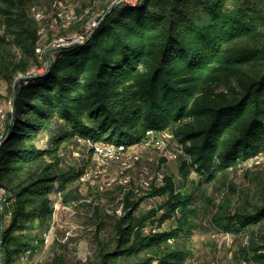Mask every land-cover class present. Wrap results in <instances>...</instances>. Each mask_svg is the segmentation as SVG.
Listing matches in <instances>:
<instances>
[{"label":"trees","instance_id":"obj_1","mask_svg":"<svg viewBox=\"0 0 264 264\" xmlns=\"http://www.w3.org/2000/svg\"><path fill=\"white\" fill-rule=\"evenodd\" d=\"M43 3L0 0V85L11 87L14 107L0 143L10 215L4 264H34L49 245L69 247L47 236L59 210L72 213L58 202L95 207L94 254L83 260L55 249L40 264H187L202 212L218 228L247 235L241 257L264 264V160L250 165L264 159V0L106 4L83 42L38 52ZM44 65V73L26 75ZM150 130L181 144L179 182L168 174L162 185H141V197L124 184L106 189L123 213L86 198V166L68 156L80 145L89 151L88 140L141 144ZM146 196L155 206L143 210Z\"/></svg>","mask_w":264,"mask_h":264},{"label":"rangeland","instance_id":"obj_2","mask_svg":"<svg viewBox=\"0 0 264 264\" xmlns=\"http://www.w3.org/2000/svg\"><path fill=\"white\" fill-rule=\"evenodd\" d=\"M121 0H43L41 8L36 12V20L40 25V33L43 38L44 47L38 48V52L47 51L48 48L57 45H67L72 42H83L85 39L74 40L80 34H90L94 27L99 23L100 19L104 15L106 4H120ZM139 0H127L129 3H136ZM77 34V35H76ZM73 40V41H71ZM43 58V55L42 57ZM37 66H33L28 74L31 76L38 70ZM40 73L46 71V65L42 66ZM23 73L17 75V79L26 76ZM11 87L6 82L0 85V104L4 110H9L11 97ZM10 111V110H9ZM7 118L9 116L7 114ZM163 131L162 133H166ZM168 135L163 139L164 143L162 147L164 149L157 148L153 142L146 141L144 146H137V150L142 155V159L139 164H133L130 169H122L118 163L110 162L106 165L105 170L98 174L94 179L90 181H83V193L89 200L94 199L95 203L100 204L104 210L112 212L116 207V211L123 213L122 203L118 205L114 198V193H105L106 189H111L115 184H124L126 188H132L138 190L139 196H145L146 190L141 187L144 186L142 181V175L157 174L158 177L163 178L162 182L157 180V185H162L166 182V177L171 174L175 182H179L181 164V158L183 157V149L178 140L175 139L172 133L167 132ZM142 145V144H141ZM166 145V146H165ZM90 147L89 151L85 150L83 145L77 147L73 156H68L70 162L79 166H86V173L91 177H94V171L96 169L97 160L95 150ZM181 151V152H180ZM177 153V157H169V153ZM166 153V155H165ZM143 166L148 168V174L143 170ZM142 168V169H141ZM144 172V173H143ZM86 175V177H87ZM125 177L128 178V182H121ZM122 178V179H121ZM130 178V179H129ZM190 178H194L196 181L200 179L197 172L193 171ZM238 178V179H237ZM241 177H236L238 181ZM101 182H105L104 188L101 189ZM128 183V184H126ZM153 183V182H152ZM180 184V183H178ZM177 184V185H178ZM152 185V184H151ZM151 185L149 187H151ZM240 185V184H239ZM146 187V188H149ZM203 186H200L197 193H200ZM211 193L217 197L221 194L216 188H209ZM227 190H225L226 192ZM123 192V190H122ZM229 192V191H228ZM226 192V193H228ZM123 193L119 197H121ZM158 202L164 199L163 196H157ZM233 198H236L235 196ZM154 199L148 196L144 197L140 207L143 210L149 209L155 206ZM58 207L61 208V202L58 203ZM71 210L76 211L72 206ZM94 206L81 204L78 207L76 213L67 212L57 214L58 220L56 223L55 232L52 237L55 238L56 234L62 239L65 238L66 232L70 231L69 239H63L62 242L68 243V248L61 246L59 243H55L56 247L51 245L40 250L35 257L34 264H40V261L52 256L55 249L66 252L69 257L80 258L86 260L88 257L94 254V248L96 246V239L92 230L91 216H93ZM198 226L194 230L193 239L191 242L192 256L188 259L187 264H247L241 257L240 249L243 244L247 242V235L242 236L233 232H226L225 230L218 228L214 222L210 221L207 215L202 212L197 219ZM172 223L168 220L164 223V226H168ZM50 233L48 238L50 239ZM64 235V236H63ZM54 240V239H53ZM24 264H27L23 262Z\"/></svg>","mask_w":264,"mask_h":264},{"label":"bare ground","instance_id":"obj_3","mask_svg":"<svg viewBox=\"0 0 264 264\" xmlns=\"http://www.w3.org/2000/svg\"><path fill=\"white\" fill-rule=\"evenodd\" d=\"M122 2H127V0H121L120 3H122ZM74 40H78V37H76V39H74ZM71 41H73V40H71ZM38 73H40V71H38ZM9 105H10L9 106V108H10L9 110L10 111L9 110H4L1 107V104H0V143H1V141H2V139L4 137V135H5V133L7 131V127H8L7 114L9 115V113L10 112H13V110H14V107H13V99L12 98H10V104ZM8 111H9V113H8ZM151 131H153V130H151ZM154 132L155 131H153V133ZM162 132H159V133H162ZM149 134H150V131H149ZM163 139L164 138H157V145L162 146L163 143H164ZM100 143H102V142H97V141L96 142H93L92 140H88L89 146L92 147L95 150V153H97L98 146H99ZM106 144L107 145H112V146H118V148H128V147H131V154H140V152L137 150V146L138 145H141L142 143L141 144H134V145L115 144V143H106ZM118 148H111L110 149V156H116L118 158V160H125V165H130V167H131L136 162H140L141 161L142 155H130V153L127 152L126 149H118ZM98 158L101 159V162H108V152H106V151H98ZM262 160H264V159H263V156H261V155L258 156V157H255V158H253L250 161V165L251 164H254V163H259ZM121 168L125 170L126 169V166H121ZM147 169L148 168L143 167V170H141V171H144V172H146L145 174H148V170ZM86 175H87L86 172L82 175V181L85 180ZM119 181H121V182H128V178L125 177L123 180H119ZM128 183H126V184H128ZM143 183H144L145 187H149L152 184V182H143ZM103 185L104 184H101V186H100L101 189L104 188ZM4 199L6 200L5 197H4ZM9 219H10V215L8 214V215H6L4 217V222H3L2 226L0 227V254H1V262H3V258H4L3 257V231L5 229L6 224L8 223Z\"/></svg>","mask_w":264,"mask_h":264},{"label":"built area","instance_id":"obj_4","mask_svg":"<svg viewBox=\"0 0 264 264\" xmlns=\"http://www.w3.org/2000/svg\"><path fill=\"white\" fill-rule=\"evenodd\" d=\"M88 36V34H80L78 36V40H81L82 38L85 39L86 37ZM39 69H41V67H39L37 70L40 71ZM38 71L36 73H38ZM168 132V131H167ZM153 133V131L150 130V138L148 139V141H151L153 142V144L159 148V149H164L166 147H162V146H159L157 145V138H166L168 133ZM146 142L142 143V145H139V146H144ZM111 148H118V146H112V145H107L106 143L102 142L99 144L98 146V150H97V153H96V160H97V167L94 171V177H91L89 174L87 175V177L85 178V182L87 181H90V179H94L96 176H98V174L102 173L105 168H106V165L109 164L110 162H115V163H118L119 166H126V169H130V165H125V160H118V158L116 156H110V149ZM118 149H126L127 152L130 153V155H141V154H131V147H128V148H118ZM98 151H106L108 152V162H101V159L98 158ZM181 152V151H180ZM166 155V153H165ZM169 157H177V153H169L168 154ZM260 156V155H259ZM258 157V156H256ZM255 158V157H254ZM143 167H146V166H143ZM157 180L159 182H162L163 181V178H160L158 177V173L157 174H152L151 175H142V182H157ZM100 184H106L105 182H101ZM7 200L4 199L3 197V191H0V227L2 226L3 222H4V217L6 215H8V212L6 211V207H5V204H6ZM64 207V208H68L69 210H71L70 206H65V205H62L61 203V208ZM72 213H76L77 211H74V210H71ZM52 235H53V232L50 234V240L52 239ZM68 235H70V231L67 232V235L65 236V240L68 238ZM0 264H4L3 262H1V254H0Z\"/></svg>","mask_w":264,"mask_h":264},{"label":"crops","instance_id":"obj_5","mask_svg":"<svg viewBox=\"0 0 264 264\" xmlns=\"http://www.w3.org/2000/svg\"><path fill=\"white\" fill-rule=\"evenodd\" d=\"M58 203H60V202H58ZM58 213L62 215L63 213H65V214H66V213H67V211H66V210H64V209H61V210H59V212H58Z\"/></svg>","mask_w":264,"mask_h":264},{"label":"water","instance_id":"obj_6","mask_svg":"<svg viewBox=\"0 0 264 264\" xmlns=\"http://www.w3.org/2000/svg\"><path fill=\"white\" fill-rule=\"evenodd\" d=\"M116 4H114L113 6H115Z\"/></svg>","mask_w":264,"mask_h":264}]
</instances>
